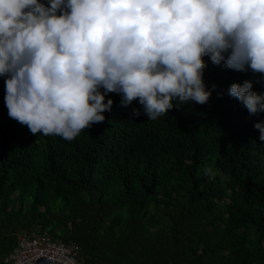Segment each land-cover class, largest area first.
<instances>
[{
    "label": "trees",
    "instance_id": "obj_1",
    "mask_svg": "<svg viewBox=\"0 0 264 264\" xmlns=\"http://www.w3.org/2000/svg\"><path fill=\"white\" fill-rule=\"evenodd\" d=\"M204 59L216 86L206 104L152 121L110 93L105 122L72 141L9 118L0 77V262L37 229L76 243L81 264H264V112L228 95L232 83L264 85Z\"/></svg>",
    "mask_w": 264,
    "mask_h": 264
},
{
    "label": "clouds",
    "instance_id": "obj_2",
    "mask_svg": "<svg viewBox=\"0 0 264 264\" xmlns=\"http://www.w3.org/2000/svg\"><path fill=\"white\" fill-rule=\"evenodd\" d=\"M204 57L264 85V0H0L5 106L32 135L72 141L105 122L110 93L152 121L204 105L216 88ZM253 83L228 88L250 116L264 112ZM254 127L264 141V123Z\"/></svg>",
    "mask_w": 264,
    "mask_h": 264
},
{
    "label": "built area",
    "instance_id": "obj_3",
    "mask_svg": "<svg viewBox=\"0 0 264 264\" xmlns=\"http://www.w3.org/2000/svg\"><path fill=\"white\" fill-rule=\"evenodd\" d=\"M80 247L73 242L53 239L37 229L17 233L16 245L3 257V264H35L36 259H46L62 264H81Z\"/></svg>",
    "mask_w": 264,
    "mask_h": 264
},
{
    "label": "water",
    "instance_id": "obj_4",
    "mask_svg": "<svg viewBox=\"0 0 264 264\" xmlns=\"http://www.w3.org/2000/svg\"><path fill=\"white\" fill-rule=\"evenodd\" d=\"M0 264H3V263L0 262ZM35 264H62V263L46 259L45 257H39L36 259Z\"/></svg>",
    "mask_w": 264,
    "mask_h": 264
}]
</instances>
